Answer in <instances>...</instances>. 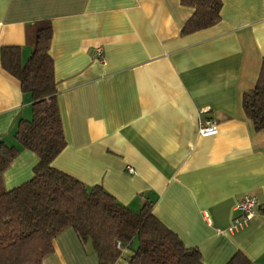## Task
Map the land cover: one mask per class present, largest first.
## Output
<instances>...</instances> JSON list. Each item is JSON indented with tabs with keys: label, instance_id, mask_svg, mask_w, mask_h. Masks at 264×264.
Instances as JSON below:
<instances>
[{
	"label": "crops",
	"instance_id": "1",
	"mask_svg": "<svg viewBox=\"0 0 264 264\" xmlns=\"http://www.w3.org/2000/svg\"><path fill=\"white\" fill-rule=\"evenodd\" d=\"M192 12L180 0H0V50L19 46L27 59L28 29L50 21L66 141L54 167L101 185L133 211L152 202L204 264H226L237 252L264 264V129L255 131L241 106L264 57V0H221L217 23L183 34ZM31 102L0 64L5 144L17 145L16 125L31 118ZM206 120L215 131L201 134ZM37 160L20 148L1 175L5 188L30 179ZM248 195L259 206L229 230L234 206ZM42 264L99 263L67 227ZM114 264L127 263L121 256Z\"/></svg>",
	"mask_w": 264,
	"mask_h": 264
},
{
	"label": "trees",
	"instance_id": "2",
	"mask_svg": "<svg viewBox=\"0 0 264 264\" xmlns=\"http://www.w3.org/2000/svg\"><path fill=\"white\" fill-rule=\"evenodd\" d=\"M180 3L193 8L181 29L183 34L220 19L221 0ZM28 35L32 50L25 61L19 46L0 50L1 67L19 81L21 92L32 100L31 118L17 122V145L0 140V264H42L53 252L55 236L67 227L75 231L82 245H90L99 264H114L121 256L127 264H204L199 249L185 246L153 213L152 202L133 211L101 185L86 186L53 166L66 141L49 54L50 21H35ZM241 106L253 129H264V57L253 88L242 94ZM20 148L33 152L37 163L30 179L6 189L1 175ZM226 264L251 261L237 252Z\"/></svg>",
	"mask_w": 264,
	"mask_h": 264
},
{
	"label": "built area",
	"instance_id": "3",
	"mask_svg": "<svg viewBox=\"0 0 264 264\" xmlns=\"http://www.w3.org/2000/svg\"><path fill=\"white\" fill-rule=\"evenodd\" d=\"M94 53L99 56L100 49H95ZM198 131L201 134H210L215 131V124L206 120L199 125ZM126 170L130 173H134V169L130 165L126 166ZM257 204L256 198L251 195L244 196L238 201L234 206V211H236L237 214L233 216L229 230L234 231L245 226L253 217Z\"/></svg>",
	"mask_w": 264,
	"mask_h": 264
},
{
	"label": "rangeland",
	"instance_id": "4",
	"mask_svg": "<svg viewBox=\"0 0 264 264\" xmlns=\"http://www.w3.org/2000/svg\"><path fill=\"white\" fill-rule=\"evenodd\" d=\"M26 59V58H25ZM25 59H23V61H25ZM257 206H259V204H257ZM135 243H136V241H135Z\"/></svg>",
	"mask_w": 264,
	"mask_h": 264
},
{
	"label": "water",
	"instance_id": "5",
	"mask_svg": "<svg viewBox=\"0 0 264 264\" xmlns=\"http://www.w3.org/2000/svg\"><path fill=\"white\" fill-rule=\"evenodd\" d=\"M263 210H264V205H263Z\"/></svg>",
	"mask_w": 264,
	"mask_h": 264
}]
</instances>
